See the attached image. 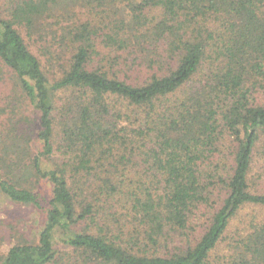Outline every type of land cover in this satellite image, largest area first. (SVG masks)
<instances>
[{
	"label": "trees",
	"instance_id": "1",
	"mask_svg": "<svg viewBox=\"0 0 264 264\" xmlns=\"http://www.w3.org/2000/svg\"><path fill=\"white\" fill-rule=\"evenodd\" d=\"M0 85V264H264V0H0Z\"/></svg>",
	"mask_w": 264,
	"mask_h": 264
},
{
	"label": "rangeland",
	"instance_id": "2",
	"mask_svg": "<svg viewBox=\"0 0 264 264\" xmlns=\"http://www.w3.org/2000/svg\"><path fill=\"white\" fill-rule=\"evenodd\" d=\"M0 91H4L3 87L0 85ZM259 156V155H258ZM251 180L261 189H264V158L256 157L252 166V170L250 171ZM1 203V201H0ZM0 221L4 222L11 218L8 217L9 213L13 215H18L20 220L14 221V225H17L18 232L15 236H8L5 239V242L1 245L0 251L2 253L6 252L8 248L16 241H21V239H32L35 240L38 234V230L41 227V218L39 220V214L33 209H26L20 207H13L8 203H1L0 205ZM257 215L258 218L264 219V208L246 206L243 208L239 214L232 219L231 224L229 225V229L225 235L224 241L219 246V249L216 254L222 255L224 249L231 242V238L235 235L234 231L237 226H242V223L247 219L251 218L252 215ZM5 229L9 230V228L5 225ZM24 236H20V235ZM214 258V256H213ZM218 259H213L214 264L217 263Z\"/></svg>",
	"mask_w": 264,
	"mask_h": 264
}]
</instances>
